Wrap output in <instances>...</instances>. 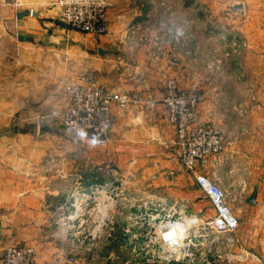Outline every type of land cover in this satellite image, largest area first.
I'll use <instances>...</instances> for the list:
<instances>
[{
    "label": "crops",
    "instance_id": "0c3cea01",
    "mask_svg": "<svg viewBox=\"0 0 264 264\" xmlns=\"http://www.w3.org/2000/svg\"><path fill=\"white\" fill-rule=\"evenodd\" d=\"M54 1L0 0V179L4 186L0 190V257L10 245H28L42 263L71 264L50 234L55 204L72 200L80 185L113 180L121 171L138 173L140 187L156 195L186 184L184 195L204 202L213 214L209 200L184 172L162 103L160 74L175 75L181 60L171 57L170 67L162 56L149 61L146 43L141 45L145 51L137 66H119L124 56L114 43L122 39L120 32L132 18L130 11L110 3L112 33L95 36L57 24ZM236 3L243 6L239 15L229 11ZM219 22L224 32L209 36V54L206 50L204 57L208 68L203 67L202 110L208 116L218 111V122L235 127L230 134L237 139L236 151L251 154L249 195L240 196L239 204L231 201L239 220L249 224L236 232L251 257L243 254L238 260L217 264H264L260 251L264 250V0H231ZM113 70L110 76H121L131 102L123 111L115 110L108 137L75 136L60 145L58 136L20 133L22 122H33L51 108L64 111V86L57 81L65 82L68 75L75 78L77 73H101L105 81L104 75ZM189 75L179 78L186 86H194L198 81ZM243 91H249L247 97ZM53 153L59 160L46 161ZM84 155L89 161L81 160ZM253 193L255 200L250 202ZM188 198L184 200L190 202Z\"/></svg>",
    "mask_w": 264,
    "mask_h": 264
},
{
    "label": "rangeland",
    "instance_id": "374dc122",
    "mask_svg": "<svg viewBox=\"0 0 264 264\" xmlns=\"http://www.w3.org/2000/svg\"><path fill=\"white\" fill-rule=\"evenodd\" d=\"M230 1L231 0H108V3H114V5L119 4L120 7L130 11V16H132V18L130 17L128 19L126 25L120 32V34L123 35L122 39L119 40L120 42L114 43L117 50L121 51L124 56V59L120 60L121 63H118L119 66H128L129 64L137 66L140 56L143 57V52L145 51V49L141 45H144L146 43L148 44L146 54L149 58V61H151L150 57H156L157 59V56H162L165 58L164 60L166 61V65L170 67L173 64L172 59H170L171 57L175 59L177 58V60H181L180 66L175 75L168 73L164 74V72H162L160 75L164 79L162 103L166 111V118L172 125V128L174 130L175 139L173 140V143L178 150V155L183 165L184 172L186 173L187 178L195 181L194 174L186 169L182 161L180 149L176 144L175 127L170 122L168 108L163 100L167 94V85L169 80H174L181 91L196 92L201 94L202 97L199 103V120L210 123L220 129L223 140V147L219 152L212 153L209 156L207 155L208 157L206 156L205 159H198V161L195 163L197 172L208 174L213 180L217 181L224 187L228 194V201L230 203L232 201L239 204L238 200H240V196L249 195V191L251 188L249 183L251 180V154L249 152L239 153L236 151L234 146L237 139L234 135L230 134V132L234 133L233 130H235V127H233V125H230L231 123H227V127H225L223 122H218V111L214 115L210 114L209 116L203 113L202 104L205 101L206 94L201 88L203 67L208 68V65H206V63L204 66V57L206 56V50L209 54V36L215 35L219 31L224 32L225 26H219L217 25V23H220L219 21H221V18L225 17L226 5ZM229 11L235 13L236 15H239L240 13L234 12L232 9H230ZM139 17H141L140 21ZM109 22V29L106 33L97 34L93 32H81L105 37L108 34L112 33L111 17L109 19ZM139 23L141 24V26L138 25ZM103 73L105 72L103 71ZM114 73L115 71L113 70L111 73H109V75L105 74L104 76L107 79L105 81L101 80V73L96 76H87L85 74L77 73L75 78L74 75H72L71 77H69L68 75L65 82L57 81V85L59 86V84H63L64 86L65 83H75L103 86L110 90L127 93L130 99V101L128 102L129 104L131 102V97L129 95V92L124 89L125 81L121 79V76L119 79H117L115 76L112 78L110 75ZM191 74L193 75L194 80L198 82H195L194 86H186L185 83H182L183 81L181 82L179 77L184 78L187 75L191 76ZM63 91L61 93V96L64 100V103L66 104L64 111L62 110L60 113H57L55 108H51V111L49 109L47 114L37 115V117L34 118L33 122H22L23 125L20 126V133H24V131L29 130L32 132L37 131L41 134V132L39 131V125L42 124L41 122L44 121V119H46L44 123L55 120L54 125L60 128L61 132L53 134H43L60 137L58 138L60 145L64 144L65 141H73L75 136L76 138L80 136H85L88 138L97 136L99 138L105 139L106 136L108 137L110 135L109 133L111 132L113 124L110 128V131L106 134L97 133L79 126H64L62 124V116L70 106V102L67 95L63 93ZM243 93L244 97H247V93H249V91H243ZM56 104L59 105V100ZM128 104L125 107H119L117 105L114 106L113 114L115 113L116 109L123 111L128 106ZM52 115L55 119H50V116ZM47 119L49 120L47 121ZM18 143L22 144L24 143V141L18 139ZM71 144L74 145L73 143ZM89 159L90 157H85V155L81 157L82 161H89ZM58 160V155H56L55 153L49 155L48 159H46V161L50 162ZM139 177L140 176L138 173L128 170L124 173H122L121 171V174L117 175L116 178L113 179L114 186L117 187L118 193L126 194L127 200L119 201L118 199L115 202V206L111 208L108 207L110 217L101 223V229L98 234L101 242L99 248L97 249L96 257H90L84 250H80L78 254H76L79 258L78 262L81 261L80 263L82 264H125V262L129 261L128 264H149L145 261L148 258H153L152 247H157V244H153L155 243V240L153 238L155 234H153L151 228L154 227L155 229V227H158L155 224H159L158 222L160 221H162L160 223L165 224L170 217L177 218L178 215L176 213L173 214L172 212V209L174 210L175 207L176 210L179 209L177 205H174L175 201L178 202L179 206L182 203L185 205L184 209L186 210L187 216L194 215V217H197V220L190 221V223L188 224V226L190 227L188 231H191V235H194L196 233L197 235L194 236L198 239V241L202 240L204 233L201 232L205 231L204 226H207L203 224V220L209 219V217L212 215L210 214V207L196 197L194 198V201H192L193 198H191V196L184 195L186 191L183 192V190H185L186 184L180 185L179 189L177 191H173L172 193H167L166 190H164L162 193L160 192L161 195L155 196L158 199L155 198L150 202L149 199H152L154 197L152 195L156 194L152 191L149 192L145 190L144 187H140L142 186V183L138 182ZM0 182V190H4L3 179H0ZM101 182L102 181H98V183ZM195 185L196 190H201L197 186L196 182ZM167 191H172V189ZM235 196H237V199ZM160 198L164 199L161 200ZM186 198H188L190 202H188V200H184ZM155 201H160V203L164 204L166 208H159L156 211L158 214L157 217L153 218L152 221L143 219V214L146 213L147 209H149ZM59 205V203L55 204L54 219L50 234H52V239L60 244V249L62 246H65L62 245V243L65 241H59L53 236L54 233L59 231V225L57 222V210H59ZM68 212H74V209L70 208ZM99 215L100 212L94 211L91 213V215L87 219L89 230L93 229L95 225L94 219ZM85 217H87V215ZM74 221L69 219L67 222L69 224L75 225L76 221ZM243 225L249 224L240 220V226ZM112 227H114L115 231L113 233H115L116 239L107 240L108 232H110L109 230ZM125 229L127 231H125ZM74 231H72L73 233L70 240L75 236ZM140 231H142V235L143 233H146L145 237H142V235L139 236L137 234L138 238H136L134 235ZM104 241H106V243L108 244L104 243ZM108 241L112 243L110 244V242ZM120 241L127 243V246L125 247L122 244V246L120 247L118 245V242ZM236 241H239L240 245L238 247V250L237 247H233L232 249L226 248V245L224 243L220 245L219 249H222L223 252H227V254L230 253L233 256H239L241 253L240 249H242L243 246L240 243V238L237 232ZM65 243L66 246L70 244L69 241H66ZM69 247L70 245L67 246V248ZM204 248L205 244L202 245L201 250L203 251ZM260 251L264 253V250ZM160 252L163 254V257L166 258L162 260V263L169 264V251L164 250L162 252L160 250ZM123 258H125V260H123ZM139 258L145 259L142 260ZM225 261H227L226 257L223 261L216 260L214 262L213 259L212 264H217L220 262L222 263Z\"/></svg>",
    "mask_w": 264,
    "mask_h": 264
},
{
    "label": "built area",
    "instance_id": "2783aa9c",
    "mask_svg": "<svg viewBox=\"0 0 264 264\" xmlns=\"http://www.w3.org/2000/svg\"><path fill=\"white\" fill-rule=\"evenodd\" d=\"M53 4L58 7V19L75 29L97 34L106 33L109 29L108 0H55ZM167 86V94L163 100L168 108L170 122L175 127L176 144L180 149L182 161L186 169L194 174L197 186L209 200L214 213L209 219L203 220V224L207 226H204L205 231L201 232L204 233L201 241H198L194 236L197 235L196 233L191 235V231H188L189 226L183 229L184 231L180 234L178 232L170 234L169 232L172 230L170 221L176 219L175 217H170L169 223L167 220L165 225L155 227V229L151 228L155 234L153 237L155 243L153 244H157V247H152L153 258H148L145 262L163 264L162 260L166 258L163 257L160 250L162 252L169 251V264H212L213 259L214 262L216 260L223 261L226 257L227 261H231L238 259L243 254L247 256L243 248L240 249L239 256L227 254L219 249L223 243L226 248L237 247L238 249L240 245L239 241H236V231L240 227V220L228 201V194L224 187L208 174L197 172L195 164L198 159H205L207 155L222 149L223 140L220 129L199 120V103L202 97L200 93L181 91L174 80H169ZM64 93L69 99L70 106L62 116V124L64 126H79L102 134L110 131L114 121V106L125 107L130 101L127 93L110 90L103 86L65 83ZM152 196L154 197L149 199L150 202L155 198L158 199L155 197L157 195ZM118 199L119 201L127 200V196L118 193L113 180H106L101 183H93L88 187L80 185L76 191H73V201L59 203V210H57L59 231L53 236L59 241L70 242L67 245H70L69 248L65 242H61L62 245H65L60 248L61 255L71 263H78L79 258L76 254L80 250H84L88 256L95 258L101 242L98 236L101 223L110 217L108 207L115 206ZM174 205L179 208L172 209L173 214L178 215L177 222L186 223L188 220H197L194 215L187 216L183 203L179 206L175 201ZM68 208L69 210L70 208L74 209V212L69 213ZM158 209L154 204L149 208L152 212H156ZM94 211L100 212V215L94 219L93 229L89 230L87 219ZM86 215L87 217H85ZM69 219L72 221L75 219V225L69 224L67 222ZM72 231L75 232V236L70 240ZM109 231L107 240H115L114 227ZM125 231L127 230L125 229ZM137 234L141 236L142 231L134 235L136 238H138ZM145 235L146 233H143L142 237ZM118 243L120 247L122 244L127 246V243L123 241ZM203 244H205V248L202 251ZM139 259L144 260L145 258ZM128 263L129 261L125 262V264ZM0 264L45 263L38 261L33 246L10 245L0 257Z\"/></svg>",
    "mask_w": 264,
    "mask_h": 264
},
{
    "label": "water",
    "instance_id": "95a60500",
    "mask_svg": "<svg viewBox=\"0 0 264 264\" xmlns=\"http://www.w3.org/2000/svg\"><path fill=\"white\" fill-rule=\"evenodd\" d=\"M231 9L234 11V12H243V6H242V4L241 3H236V4H234L232 7H231ZM56 23L57 24H59V25H61L62 27H69V28H74V27H72V26H70V25H68V24H66L64 21H62V20H60V19H58L57 21H56ZM105 51H103V50H100L99 51V53L100 54H103ZM54 122H55V120H51V121H49V122H46V123H42V124H40L39 125V131L41 132V133H51V134H53V133H60L61 131H60V128H58V127H56L55 125H54ZM254 200H255V194L253 193L250 197H249V201L250 202H254Z\"/></svg>",
    "mask_w": 264,
    "mask_h": 264
},
{
    "label": "bare ground",
    "instance_id": "6f19581e",
    "mask_svg": "<svg viewBox=\"0 0 264 264\" xmlns=\"http://www.w3.org/2000/svg\"><path fill=\"white\" fill-rule=\"evenodd\" d=\"M162 200V199H161ZM164 201V200H163ZM153 204H154V206L155 207H158V208H162V209H164V208H166V206L164 205V204H162V203H160V201L158 202V201H155V202H153ZM157 212H152L151 210H149V209H147V211H146V213L145 214H143V218L146 220H148V221H152V219L153 218H155V217H157ZM177 218L176 219H171V221H170V224H171V227L170 228H172V230L169 232L170 234L171 233H182L184 230L183 229H185V228H187L188 227V225L187 224H189V222H190V220H188L186 223H180V222H177ZM160 222H162V221H160ZM160 222H158L159 224H155L156 226H162V225H165V224H162V223H160ZM168 223H169V219H168Z\"/></svg>",
    "mask_w": 264,
    "mask_h": 264
}]
</instances>
